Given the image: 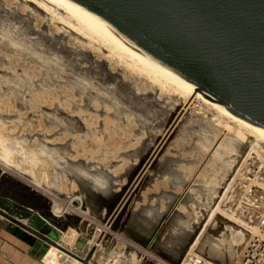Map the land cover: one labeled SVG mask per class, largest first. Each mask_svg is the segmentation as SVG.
I'll list each match as a JSON object with an SVG mask.
<instances>
[{"label":"bare ground","instance_id":"6f19581e","mask_svg":"<svg viewBox=\"0 0 264 264\" xmlns=\"http://www.w3.org/2000/svg\"><path fill=\"white\" fill-rule=\"evenodd\" d=\"M14 1H16L14 4H10L6 0H0V66L7 65L9 57L16 56L36 66L37 70L33 69L35 72L44 74L42 76L38 74L35 78L28 74L21 75L20 69L17 72L10 62L8 67L13 68L11 73L5 71L4 74L0 73V102L4 96L14 97L23 102L26 91L35 94L33 97L37 99L45 97L44 90H50L56 80L59 89L57 92L54 91L55 97L57 94L58 98V93L64 91L60 98L52 99L49 103L52 111L45 116V122L50 132L54 130L53 139L61 133H66L68 138L66 137L63 142L54 143L49 148L39 142L34 148H26L31 155L30 160L34 159L35 150H38L47 153L55 167L62 164V160L59 159L61 152H68L77 138H83L88 134L87 129L86 132L83 131L84 127L82 128L81 123H86L93 111L111 109L110 113L115 119H120L123 115L132 116L131 120L134 122L132 130L133 135L136 136L137 133L140 134L150 128L148 119L154 117V108L167 102L169 99L167 95L182 97L184 109L194 103L193 100L200 101L212 109L217 118L204 119L197 115L193 119L197 121L195 127L194 124L192 125L197 133L195 149L187 152L184 161L189 165L198 161L201 167H209V169L211 167V172L208 178L202 177L203 179L199 180L200 183L189 197L188 204H184L183 212L186 213V217L177 213L162 227L157 240L164 247L166 255L176 264L190 263L188 256L192 253L191 247L195 243L199 246L195 254L203 256L210 264H236L241 257L245 241L250 235L257 233V230L252 226L241 225L231 213L224 210L223 203L231 195L245 194L260 200L261 205L264 204V132L242 116L204 95L199 91V85L173 74L150 60L119 37L84 16L67 1ZM19 5H24L27 12L19 10ZM38 15L44 22L43 26L35 27L32 20ZM17 23L22 25L21 32L32 33L44 39L53 50L56 49V53L51 55L41 53L34 46L15 39L11 32L17 29ZM30 67L32 69V66ZM62 104L67 107L63 106L62 109ZM5 109L3 107L0 109V124L3 126L6 118L14 116ZM61 112L65 113V116H62ZM165 116L162 118L164 119ZM222 118L225 119L224 122ZM222 123L228 124L227 131L223 129ZM19 141L18 137H3L0 133V159L4 164L8 163L10 153L23 150L24 147L22 148ZM129 141L125 140L120 145L122 155L126 154ZM202 151L208 156L206 160L203 158L205 154L202 156ZM71 164L67 162L64 167H59L65 168L71 165L70 169L73 167L72 170L78 169L80 172V163ZM59 171L57 173H60ZM169 173L177 183L182 182L181 171L177 169ZM99 176L101 174L92 178L99 181L100 188H104ZM80 197L70 196L64 201L62 209L58 203L48 201L51 212L64 219L66 223L60 229L62 233L59 234V243L69 249H74L75 244L77 248L82 245V241H78L79 235L84 236L81 232L86 230V225L74 219L73 214L66 216V209L71 206L74 199L78 202L71 208L83 212ZM261 209L264 212V206ZM137 213L138 215L131 217L129 223L134 237L143 243L144 239L156 229L155 225L158 226L161 210L155 204H150ZM223 234L227 237L222 236ZM65 255L73 259V264H84L54 244L48 246L41 259L45 264H64L62 257ZM93 255L97 261L99 254L95 251Z\"/></svg>","mask_w":264,"mask_h":264},{"label":"rangeland","instance_id":"374dc122","mask_svg":"<svg viewBox=\"0 0 264 264\" xmlns=\"http://www.w3.org/2000/svg\"><path fill=\"white\" fill-rule=\"evenodd\" d=\"M6 1L10 4L16 2L14 0ZM19 10L24 11V13L26 11L24 5H19ZM32 21L35 27L43 26L44 20L39 15L34 17ZM16 25L17 29L11 32L15 39L34 46L36 50L41 53L50 55L56 53V49L54 48L55 50H53L47 41L40 37H36L35 34L21 32L22 27L20 26L22 25H20V23ZM9 58V63L7 65L0 66L1 74H4V71L10 74L13 68L16 69L17 72L20 69L19 73L21 72V75L28 74L33 78L37 77L39 74L37 71H34L37 69L36 66L30 64L31 62H26L16 58V56ZM10 62L13 68L8 67V65L10 66ZM30 66H32V69ZM42 74L44 73L42 72ZM42 74L38 76H42ZM57 84L58 82L56 80L54 82L56 87L53 85L50 90H44L45 97L39 98L40 100L33 97L35 94L27 91L24 93L23 102L18 101L14 97L7 98L5 96L1 100L0 109L2 107L3 109L6 108V112L8 111V113L14 114V116H12L13 118H6L4 126L0 124V133L3 137H18L20 145L22 148L24 147L21 152L14 151L10 153L7 164H4L0 159L1 173H6L13 178L30 184L37 189L39 193L47 197L50 202L58 203L60 209L63 208L64 201H67L70 196L73 198L81 196V209L83 212H78L71 208L75 207L78 202V200L74 199L71 202V206L66 209V213L79 215L80 219H78V221L80 220L79 222L81 224L83 223L86 225V230H82L86 233H81L91 239L89 244L93 245L94 243L96 244L98 240H101V245L98 246L100 247L99 263L176 264L166 255L164 247L160 245L157 239L161 234L160 230L162 227L177 213L183 214L186 217V213L183 212V207L188 204L189 197L200 183L199 180L202 177L206 179L210 175L211 167L209 169V167L205 168L203 166L204 169L200 166L198 161L189 165L184 159L187 158L186 156L189 150L195 149L194 142L197 138V133L193 128L196 126L197 121H193V119L197 115H200L204 119L206 117L215 119L217 118L216 113L196 99L193 100L194 103L192 102L184 109L182 97L167 95L170 100L167 99V102L162 103L161 105H164L163 107L158 106L154 108L155 115L150 118L152 122L148 119L150 128L140 134L137 133L138 136H135L132 130L134 127V122L131 120L132 116L123 115L122 118L115 119L110 113L111 109L102 111H93L91 109V111H93V117L90 116L92 118L89 117L86 123H81L82 128L84 127L83 131L86 132L88 130V134L86 133L87 135L83 136V138L80 137L81 140L77 138L74 141V145L71 147L73 150H69L70 153L69 151H62L59 156L60 161L62 160V164L59 166H63L67 164V162L70 164L80 163V173L78 169L72 170L73 167L70 169L72 164L70 167L68 166L65 168H63L64 166L55 167V164L52 162L53 160L50 159L47 153L42 151L39 152L35 150L36 155L34 159L30 160L31 155H29V151L26 150V148L31 149L37 146V142L49 148L53 146L54 143L63 142L68 138L67 135H65L66 133H61L58 134L57 138L53 139L52 133L54 130L50 132L45 122V116L52 111L50 107L51 104L49 103H51L52 99L55 100L60 98V96H62L61 94L64 92L62 90L61 93H58V98L57 94L55 97L54 91L57 92L59 89L57 88ZM48 92L50 93L49 95L47 94ZM49 98L50 101H48ZM18 106L21 108H18ZM63 106L67 107V105L62 104L61 108ZM60 114L65 116V113L61 112ZM97 114L99 116H97ZM159 114L160 116L162 114V116H165L166 114V119H163L162 116L160 117ZM123 118L125 119L123 120ZM221 120L223 122L225 121L223 118ZM222 126L226 131L229 128L226 123L224 125L222 123ZM170 128L171 130L166 136L165 134H167ZM130 130L132 131L130 132ZM129 139L131 140L129 141ZM163 139L164 141L152 160L146 165ZM125 140L129 141V147L126 146V148H128L127 152L122 155L120 145H122ZM186 147L190 148L187 149ZM202 156L205 160L208 158L205 152L202 153ZM176 168L183 174L181 183H177L169 173L171 170H177ZM58 171L60 173H57ZM85 171L88 173L84 174ZM98 174H101L98 178L103 181L104 188H100L99 181L92 178L97 177ZM150 204H155L157 208H160L161 220L158 226L157 224L155 225L156 229L148 238L144 239L142 243L134 237L129 221L132 216L138 215V211ZM119 206L120 208L118 209ZM0 217L4 218L1 215ZM96 228L100 230V234L97 239H93L91 236L94 234L93 232ZM59 232L60 234L62 233L61 230ZM222 236L227 237L226 234ZM78 241L82 240L79 239ZM196 244L198 245V243H195L194 246L191 247L192 253L198 251L199 246ZM75 249L77 250L76 244L74 245V250Z\"/></svg>","mask_w":264,"mask_h":264},{"label":"water","instance_id":"95a60500","mask_svg":"<svg viewBox=\"0 0 264 264\" xmlns=\"http://www.w3.org/2000/svg\"><path fill=\"white\" fill-rule=\"evenodd\" d=\"M65 1L264 132V0ZM48 201L0 169L1 216L20 233L32 234L42 254L54 244L84 264H96L90 260L95 245L79 255L59 243L66 223Z\"/></svg>","mask_w":264,"mask_h":264},{"label":"built area","instance_id":"2783aa9c","mask_svg":"<svg viewBox=\"0 0 264 264\" xmlns=\"http://www.w3.org/2000/svg\"><path fill=\"white\" fill-rule=\"evenodd\" d=\"M248 195H231L223 203L224 210L231 213L243 226H252L257 233L250 235L244 243L242 254L236 264H264V212L260 200ZM95 247L101 245V240ZM191 264H210L203 256L191 253L188 256Z\"/></svg>","mask_w":264,"mask_h":264},{"label":"crops","instance_id":"0c3cea01","mask_svg":"<svg viewBox=\"0 0 264 264\" xmlns=\"http://www.w3.org/2000/svg\"><path fill=\"white\" fill-rule=\"evenodd\" d=\"M18 229L19 228L16 229L14 223L8 219L0 217V264H45L41 259L42 253L38 244L30 239L32 234L28 232L27 235L20 233ZM99 231L100 230L96 228L91 238L97 239L100 234ZM79 236L80 239L84 237L82 239V245L77 248V251L71 248L70 250L79 255H84L92 246V244H89L91 239L87 238L86 235ZM96 249L95 251L99 254L100 247H96ZM97 257H99V255ZM62 260L64 264H73V259L66 255L62 257ZM90 260L96 264L99 263V259L96 261L94 255Z\"/></svg>","mask_w":264,"mask_h":264}]
</instances>
